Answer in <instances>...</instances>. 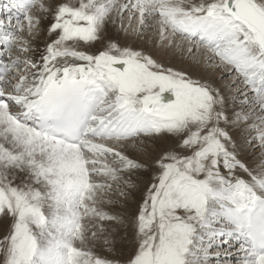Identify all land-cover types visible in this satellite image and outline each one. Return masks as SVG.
Instances as JSON below:
<instances>
[{
    "label": "snow or ice",
    "instance_id": "obj_1",
    "mask_svg": "<svg viewBox=\"0 0 264 264\" xmlns=\"http://www.w3.org/2000/svg\"><path fill=\"white\" fill-rule=\"evenodd\" d=\"M213 256L264 264V0L0 4V264Z\"/></svg>",
    "mask_w": 264,
    "mask_h": 264
},
{
    "label": "bare ground",
    "instance_id": "obj_2",
    "mask_svg": "<svg viewBox=\"0 0 264 264\" xmlns=\"http://www.w3.org/2000/svg\"><path fill=\"white\" fill-rule=\"evenodd\" d=\"M4 2H5V0H0V4H3ZM126 42L129 44H133L134 46H136L138 48H143V49L147 50L148 52H150L153 55L154 58H156L160 62L164 63L166 66H171L175 69L187 71L188 73H191L195 77L217 79L220 76L219 75L220 72L218 71L217 76L211 75L210 77H207L206 73H204V70H203V68L205 67L203 61H201L199 63L200 66L197 67V65H195V62H193L188 57L186 52L181 53L180 51H176V50L163 49V48H160L159 46L154 45L151 41H147L144 39L137 40L132 36H128ZM210 73H211V71H210ZM128 151L131 152L134 156H139L143 159H148V158H145L147 156H143L139 151H136L134 149H128ZM145 177H147V178H145ZM140 179H141V181H146L148 179V176L142 175ZM142 186L143 185L141 184V188H142ZM139 191H140V189H137L136 190L137 195L130 197V199L127 201V203L130 202L131 200H137L139 198V197H137L139 195ZM127 205L131 207V203H128ZM233 243H235V242H233ZM221 251H223V250H221ZM210 264H225V258L222 256L218 259L215 256H213L210 258ZM233 264H235L234 260H233Z\"/></svg>",
    "mask_w": 264,
    "mask_h": 264
},
{
    "label": "rangeland",
    "instance_id": "obj_3",
    "mask_svg": "<svg viewBox=\"0 0 264 264\" xmlns=\"http://www.w3.org/2000/svg\"><path fill=\"white\" fill-rule=\"evenodd\" d=\"M189 59V58H188ZM187 59V60H188ZM195 65H197V67H199L200 65H199V63H195ZM177 70H179V69H177ZM203 70H204V73H206V76L207 77H210L211 75L212 76H214V75H218V70H214V69H210V68H206V67H204L203 68ZM202 70V71H203ZM210 71H211V73H210ZM191 76H193L191 73H189ZM220 75V74H219ZM193 78H198V77H195V76H193ZM145 158H148V157H145ZM143 159V158H142ZM145 178H147V177H145ZM149 178V177H148ZM137 197H139V195L137 196ZM130 199V197L129 198H127V201ZM135 201L136 200H131L130 202H128V203H131V207H135ZM127 203V204H128ZM115 210L116 211H121L122 209L119 207V206H116V208H115ZM113 228L118 232V233H120V235H123V229H121V228H117L116 227V225H113ZM120 235H117L116 237H115V240H116V247H117V250H120V249H122V247H123V241L121 240V236ZM119 237V238H118ZM122 244V245H121ZM120 245V246H119ZM214 251H215V249H214Z\"/></svg>",
    "mask_w": 264,
    "mask_h": 264
}]
</instances>
